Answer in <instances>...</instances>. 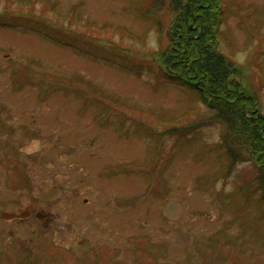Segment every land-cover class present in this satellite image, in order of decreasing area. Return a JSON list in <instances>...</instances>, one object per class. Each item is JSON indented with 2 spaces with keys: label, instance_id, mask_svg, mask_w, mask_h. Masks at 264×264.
Masks as SVG:
<instances>
[{
  "label": "rangeland",
  "instance_id": "374dc122",
  "mask_svg": "<svg viewBox=\"0 0 264 264\" xmlns=\"http://www.w3.org/2000/svg\"><path fill=\"white\" fill-rule=\"evenodd\" d=\"M220 1L218 48L264 113V0ZM168 4L0 0V264H264L255 163L232 164L203 92L161 75ZM175 119L185 135L151 136ZM156 156L157 192L140 171ZM170 200L180 220L163 216Z\"/></svg>",
  "mask_w": 264,
  "mask_h": 264
},
{
  "label": "trees",
  "instance_id": "16d2710c",
  "mask_svg": "<svg viewBox=\"0 0 264 264\" xmlns=\"http://www.w3.org/2000/svg\"><path fill=\"white\" fill-rule=\"evenodd\" d=\"M217 2V0H169L168 5L173 18L168 35L173 43L166 50H161V55L165 59L161 75L170 82L203 92V101L212 110L213 118L224 124L221 145L231 158L232 164L247 160L255 163V175L248 183L252 191L258 194L259 200L264 203V113L258 111V97L252 95L249 97L244 92L240 66L218 48L223 6L219 0V8L215 13L213 6H216ZM29 9H32V6H29ZM77 90L89 95L83 87ZM90 97L104 106L110 107V104H115L111 97L97 94ZM179 121L182 120L175 119V124L169 125L163 122L172 123L173 120H164L159 123L163 125L162 130L152 126L157 135L151 133V136L163 137L166 132L171 131H175L177 135H185ZM194 125L191 123L189 128L192 129ZM156 157L142 167L144 172H154L156 175L155 183L151 186V190L155 192L159 191L161 182Z\"/></svg>",
  "mask_w": 264,
  "mask_h": 264
},
{
  "label": "water",
  "instance_id": "95a60500",
  "mask_svg": "<svg viewBox=\"0 0 264 264\" xmlns=\"http://www.w3.org/2000/svg\"><path fill=\"white\" fill-rule=\"evenodd\" d=\"M63 193V190L60 187H53L48 191H45L40 194V199L42 201H53L58 199ZM185 214V206L182 202L177 200H170L167 202L163 208V215L169 218L172 221L180 220ZM29 215V208H27L22 213L14 212H3L2 217L5 219H14V218H25Z\"/></svg>",
  "mask_w": 264,
  "mask_h": 264
},
{
  "label": "flooded vegetation",
  "instance_id": "af4514ba",
  "mask_svg": "<svg viewBox=\"0 0 264 264\" xmlns=\"http://www.w3.org/2000/svg\"><path fill=\"white\" fill-rule=\"evenodd\" d=\"M158 161H160L159 157H157V162H158ZM139 165H140V164H139ZM145 165H146V164H145ZM145 165H144V164H141V170H140L141 173H143L142 167L145 166ZM123 170L127 171L125 167L123 168ZM106 171H107V173H108V172H111V169H108V170H106ZM106 171H105V172H106ZM128 172H130V171H128ZM62 189H63V188H62ZM51 202H52V201H51ZM32 210H33L32 207H29V215H28V217L32 214ZM36 216H37L38 218H41V219H46V218L48 217L47 213H45L44 211H39V212H37V215H36ZM26 218H27V217H26ZM15 219H25V218H15ZM15 219H14V220H15Z\"/></svg>",
  "mask_w": 264,
  "mask_h": 264
}]
</instances>
